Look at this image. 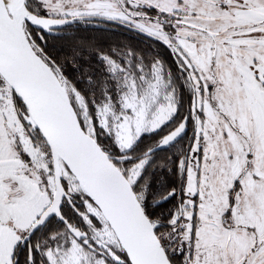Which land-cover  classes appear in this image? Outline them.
I'll use <instances>...</instances> for the list:
<instances>
[{"label":"snow or ice","instance_id":"obj_1","mask_svg":"<svg viewBox=\"0 0 264 264\" xmlns=\"http://www.w3.org/2000/svg\"><path fill=\"white\" fill-rule=\"evenodd\" d=\"M0 264H264V0H0Z\"/></svg>","mask_w":264,"mask_h":264},{"label":"trees","instance_id":"obj_2","mask_svg":"<svg viewBox=\"0 0 264 264\" xmlns=\"http://www.w3.org/2000/svg\"><path fill=\"white\" fill-rule=\"evenodd\" d=\"M77 39L90 41L104 49H108L109 47L123 48L125 45H131L139 50L145 48L147 44V41L137 36L135 33L111 25L108 26L107 29L104 26H90L86 29H82L67 43H74ZM157 51H159L161 55H167L163 47L158 48ZM67 71L71 73V68Z\"/></svg>","mask_w":264,"mask_h":264},{"label":"rangeland","instance_id":"obj_3","mask_svg":"<svg viewBox=\"0 0 264 264\" xmlns=\"http://www.w3.org/2000/svg\"><path fill=\"white\" fill-rule=\"evenodd\" d=\"M189 136H191V129L189 128Z\"/></svg>","mask_w":264,"mask_h":264}]
</instances>
